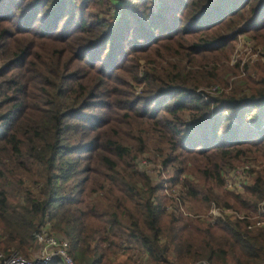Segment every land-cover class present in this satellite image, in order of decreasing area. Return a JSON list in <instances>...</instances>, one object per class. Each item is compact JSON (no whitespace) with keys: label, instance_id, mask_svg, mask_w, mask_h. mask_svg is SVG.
Listing matches in <instances>:
<instances>
[{"label":"trees","instance_id":"trees-1","mask_svg":"<svg viewBox=\"0 0 264 264\" xmlns=\"http://www.w3.org/2000/svg\"><path fill=\"white\" fill-rule=\"evenodd\" d=\"M244 35L264 48V0H0V251L45 231L76 264H264V226L183 213L264 211Z\"/></svg>","mask_w":264,"mask_h":264},{"label":"built area","instance_id":"built-area-1","mask_svg":"<svg viewBox=\"0 0 264 264\" xmlns=\"http://www.w3.org/2000/svg\"><path fill=\"white\" fill-rule=\"evenodd\" d=\"M257 51L260 52V57H264V49L259 50L258 48ZM215 89L214 87L207 91L212 93ZM252 167L251 163L245 162L243 165L227 171L223 175V189L226 191H242L249 183V180H251L248 171ZM263 203L261 202V205ZM205 217H208L211 222L216 218L248 221L247 228L250 230L264 226V211L261 206H259L256 213L248 214L212 204ZM34 236L36 243L42 244V247L40 245V249L38 248L37 256L33 254L34 256L24 257L18 253H12L7 256L0 251V264H52L56 259H62L64 264H76L68 255V242L66 239L59 238L53 234L49 235L45 231L35 233ZM198 264L209 263L200 262Z\"/></svg>","mask_w":264,"mask_h":264},{"label":"rangeland","instance_id":"rangeland-1","mask_svg":"<svg viewBox=\"0 0 264 264\" xmlns=\"http://www.w3.org/2000/svg\"><path fill=\"white\" fill-rule=\"evenodd\" d=\"M246 37L247 36L240 37L238 39V41H236V43L234 44V50L230 55V60H229L230 64L236 63L239 60V61H241V66H242L245 63H253L258 57H260V52L257 51V49L259 48V50H262L264 48L263 47H256L254 41H252L249 38L246 39ZM248 44H250V45H248ZM260 48H262V49H260ZM258 162H264V161H263V159H261ZM142 163H143V161H142ZM253 163H255V162H253ZM255 164L258 165L259 163H255ZM160 171H162V169H160ZM154 174H158L157 171ZM224 174H226V172ZM162 175H163V172H162ZM164 176H165V173H164ZM222 190H224V189H222ZM184 205H185V209L183 210V213L190 215V216H191V214L193 216L196 215V216H200V217L206 216L208 214L209 209H210L209 208L208 210H198L196 207H194L188 201H186ZM40 245L42 247V244H40L39 242L36 243V247L33 248V251L31 252L30 256H32L33 254L37 256L38 248L40 249Z\"/></svg>","mask_w":264,"mask_h":264}]
</instances>
